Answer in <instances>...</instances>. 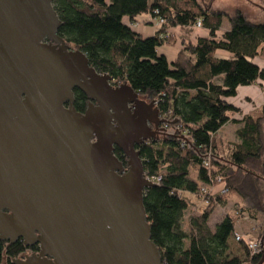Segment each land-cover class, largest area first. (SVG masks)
<instances>
[{
    "label": "water",
    "instance_id": "obj_1",
    "mask_svg": "<svg viewBox=\"0 0 264 264\" xmlns=\"http://www.w3.org/2000/svg\"><path fill=\"white\" fill-rule=\"evenodd\" d=\"M60 26L52 0H0V241L38 243V256L13 264H161L135 147L163 120L71 50Z\"/></svg>",
    "mask_w": 264,
    "mask_h": 264
},
{
    "label": "trees",
    "instance_id": "obj_2",
    "mask_svg": "<svg viewBox=\"0 0 264 264\" xmlns=\"http://www.w3.org/2000/svg\"><path fill=\"white\" fill-rule=\"evenodd\" d=\"M212 2L52 0L61 22L57 35L64 43L84 53L90 66L110 75L113 84H126L155 103L163 120L158 133L135 147L144 176L153 184L144 190L143 206L161 264H241L228 256L236 217L224 216L213 230L207 225L230 196L251 204L248 210L238 209L237 217L255 219L259 213L264 219V104L253 116L241 114L229 102L238 87L264 83V69L254 62L264 44V21L253 22L238 10L229 14L214 9ZM143 14L161 21L152 36L134 30ZM224 18L229 27L220 32ZM197 21L207 36L180 42L169 63L157 48L175 45L171 29L192 27ZM73 93L76 103L85 100L77 89ZM228 123L237 126L236 141L220 155L213 137ZM114 155L126 168L125 155L118 148ZM213 185L225 193L221 189L210 194L200 187ZM194 200L202 210L189 219L186 232L181 222L187 208L196 205ZM240 243L247 263L257 264L261 250L252 253L243 238ZM23 249L18 242L0 243V261L3 256L15 258Z\"/></svg>",
    "mask_w": 264,
    "mask_h": 264
},
{
    "label": "rangeland",
    "instance_id": "obj_3",
    "mask_svg": "<svg viewBox=\"0 0 264 264\" xmlns=\"http://www.w3.org/2000/svg\"><path fill=\"white\" fill-rule=\"evenodd\" d=\"M208 1V0H207ZM212 7L217 10L224 11L226 13H232L236 10L240 11L243 15L248 17L253 22H260L264 20V2L262 0H213ZM137 21L139 23L142 22V16H139L137 18ZM156 24L158 23L156 20H154ZM154 22V23H155ZM158 26V25H157ZM149 30L151 31L150 34H147L145 37L151 36L152 30L150 29L151 26H147ZM228 30V21L226 18L222 20L221 29ZM173 46H166L161 45L157 48L158 53L163 54V51L169 48H172ZM168 62L170 63V58L168 59ZM243 108L241 110V114H246L248 110H250L253 113V116H256L257 113L260 111L261 107H257V104L255 102H252V100L248 99L246 100V104H242ZM251 114V113H250ZM231 126L229 125L226 129H222L219 135H215L213 137V140L215 144H219L218 152L220 155H222L230 143H233L236 141ZM190 177L195 179L196 175L193 172H190ZM202 187L207 193L213 194L218 190L222 189V192L225 193V189L219 187L218 185H213L209 187ZM196 205H190L187 210L184 212L181 227L184 231H188L189 229V219L191 217H197L200 214V211L202 210V204L201 202H198L196 200L193 201ZM251 204L248 201H241L236 199L234 196H230L227 198L226 204L223 206H219L214 210V212L211 214V216L208 219L207 225L210 230L214 229V226L217 222H219L224 216L229 215L230 217H236L235 223L233 225L234 233L240 235V238H243L245 242L247 243L248 250L250 252L251 249L249 248L250 242H257L262 239L261 234L264 230V219L261 214L254 213L255 219H251L249 217H237L236 214L238 209L248 210L250 209ZM264 241V239H262ZM228 256L229 257H237L242 262L241 264H248L247 263V255H246V249L242 246L240 241L235 240L234 235L230 236L228 239ZM188 242L185 241L184 245L187 246ZM260 245V244H259ZM261 250V248H260ZM253 253V252H252Z\"/></svg>",
    "mask_w": 264,
    "mask_h": 264
},
{
    "label": "crops",
    "instance_id": "obj_4",
    "mask_svg": "<svg viewBox=\"0 0 264 264\" xmlns=\"http://www.w3.org/2000/svg\"><path fill=\"white\" fill-rule=\"evenodd\" d=\"M142 16V22L139 23L138 21L134 23L133 27L134 30L141 34L143 37H145L147 34H150L151 31L147 26H151L152 33L157 29V24L154 21L155 19L150 14H143ZM264 20L260 21L263 22ZM155 22V23H154ZM227 29L225 27L221 29L220 32H225ZM171 35L174 38L175 45H173L172 48L166 49L163 51V55L167 58V60L170 58L172 61L179 49V43L182 41H193L196 38H204L207 36V32L202 27H176L170 30ZM152 34V35H153ZM151 35V36H152ZM254 62L262 69H264V44H262L259 48L258 56L254 59ZM252 100V102H255L257 104V107L262 106L264 104V83L256 82L250 86H243L238 87L236 91V95L233 98L229 99V102L234 105L235 107L242 110L243 103L246 104V100ZM246 114H253L254 112H251L248 110L245 112ZM229 125L231 126L230 129H232V133L235 137V130L237 129V126H235L232 123H228L224 125L218 132L217 135L221 132L222 129H226ZM227 126V127H226Z\"/></svg>",
    "mask_w": 264,
    "mask_h": 264
},
{
    "label": "flooded vegetation",
    "instance_id": "obj_5",
    "mask_svg": "<svg viewBox=\"0 0 264 264\" xmlns=\"http://www.w3.org/2000/svg\"><path fill=\"white\" fill-rule=\"evenodd\" d=\"M45 42L48 43V41H45ZM113 86L115 87L117 85L113 84ZM138 101L139 102H145L146 104H149L144 99L140 98L139 95H138ZM88 103H89V101L86 99V97H85V100L82 101L81 103H76L75 102V98H74V100L72 102V106L74 107V109L77 112L83 113L85 111L86 107L88 106ZM93 104L95 105V103H93ZM63 107L64 108H68L69 107V103H65ZM154 107L156 108L155 103H154ZM158 118L160 120H162V118L159 116V113H158ZM149 126L156 133H158L160 131V129H161L160 123H158L157 125H154V123H149ZM17 242L22 244V246L24 248L23 251L20 252L15 258H13L11 260H8L6 256H3L2 260L0 261V264H13L12 263L13 261H22V260H25L26 257H30L32 255L38 256V254H39V245H38V243H34L32 245L25 246L24 243H23V240L21 238L16 239L13 243H10L9 240L0 241V243H2L5 246L13 245V244H15Z\"/></svg>",
    "mask_w": 264,
    "mask_h": 264
},
{
    "label": "built area",
    "instance_id": "obj_6",
    "mask_svg": "<svg viewBox=\"0 0 264 264\" xmlns=\"http://www.w3.org/2000/svg\"><path fill=\"white\" fill-rule=\"evenodd\" d=\"M161 23V21H158V24H160ZM201 26V23H200V21H197V23L195 24V27H200ZM159 179H156V181H158ZM204 191V190H203ZM223 193V192H222ZM234 238H235V240H237V241H240V235H238V234H234ZM260 242L259 241H257V242H250V244H249V248L251 249V251L253 252V253H255V252H258V251H260Z\"/></svg>",
    "mask_w": 264,
    "mask_h": 264
}]
</instances>
